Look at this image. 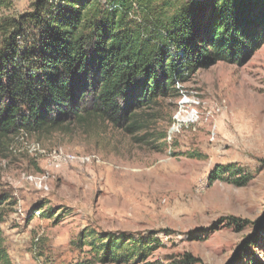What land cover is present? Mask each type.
Instances as JSON below:
<instances>
[{
	"label": "rangeland",
	"instance_id": "obj_1",
	"mask_svg": "<svg viewBox=\"0 0 264 264\" xmlns=\"http://www.w3.org/2000/svg\"><path fill=\"white\" fill-rule=\"evenodd\" d=\"M6 1L0 20L35 0ZM176 87L138 112L146 125L134 133L90 118L0 137V227L14 264H264V44ZM109 233L156 248L103 261Z\"/></svg>",
	"mask_w": 264,
	"mask_h": 264
},
{
	"label": "trees",
	"instance_id": "obj_2",
	"mask_svg": "<svg viewBox=\"0 0 264 264\" xmlns=\"http://www.w3.org/2000/svg\"><path fill=\"white\" fill-rule=\"evenodd\" d=\"M263 44L264 0H35L0 20V137L90 118L134 133L146 125L138 112L177 95L189 74ZM99 240L103 261L156 248L125 234ZM4 243L0 227V264H14Z\"/></svg>",
	"mask_w": 264,
	"mask_h": 264
}]
</instances>
